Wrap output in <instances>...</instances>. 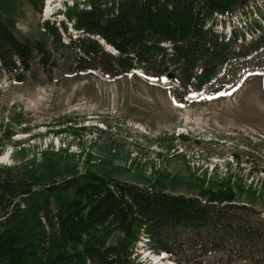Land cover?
<instances>
[{
	"label": "trees",
	"instance_id": "1",
	"mask_svg": "<svg viewBox=\"0 0 264 264\" xmlns=\"http://www.w3.org/2000/svg\"><path fill=\"white\" fill-rule=\"evenodd\" d=\"M27 1L40 10L44 0ZM263 1L63 0L59 24L68 40L56 19L45 20L51 48L19 39L0 15V69L19 82L35 64L50 75L60 52L69 50L72 73L114 79L139 71L186 91L217 90L235 68L263 66ZM238 15L245 16L241 26L219 30ZM55 154L42 150L39 160L0 162V264H145L137 260L140 242L181 264L217 252L264 264V217L234 202L232 191L171 193L151 183L78 173L52 160ZM115 230L122 236L110 244Z\"/></svg>",
	"mask_w": 264,
	"mask_h": 264
},
{
	"label": "rangeland",
	"instance_id": "2",
	"mask_svg": "<svg viewBox=\"0 0 264 264\" xmlns=\"http://www.w3.org/2000/svg\"><path fill=\"white\" fill-rule=\"evenodd\" d=\"M62 2L44 0L39 10L27 0H0V15L19 39L43 40L51 48L45 20L56 19L68 40L59 24ZM244 20L235 16L219 30L229 33ZM73 57L60 52L50 75L33 65L23 82L0 69L1 163L34 155L39 160L42 150H52V160L78 173L151 183L171 193L229 190L234 202L264 217V62L259 70L235 68L227 86L199 92L148 80L139 71L114 79L95 71L72 73ZM8 129L15 133L10 138ZM18 143L24 151H15ZM121 236L115 230L108 242L116 244ZM136 251L138 261L159 264L144 242ZM160 261L181 264L170 257ZM191 264L252 262L217 252Z\"/></svg>",
	"mask_w": 264,
	"mask_h": 264
},
{
	"label": "water",
	"instance_id": "3",
	"mask_svg": "<svg viewBox=\"0 0 264 264\" xmlns=\"http://www.w3.org/2000/svg\"><path fill=\"white\" fill-rule=\"evenodd\" d=\"M173 77H174V73L173 72L169 71V72L166 73V78L167 79H172Z\"/></svg>",
	"mask_w": 264,
	"mask_h": 264
},
{
	"label": "bare ground",
	"instance_id": "4",
	"mask_svg": "<svg viewBox=\"0 0 264 264\" xmlns=\"http://www.w3.org/2000/svg\"><path fill=\"white\" fill-rule=\"evenodd\" d=\"M164 253V252H163ZM156 258V260L158 259L157 257H155ZM155 258H154V261H155ZM161 259H159V260H157V263H159V264H165V263H163L162 261H160Z\"/></svg>",
	"mask_w": 264,
	"mask_h": 264
}]
</instances>
